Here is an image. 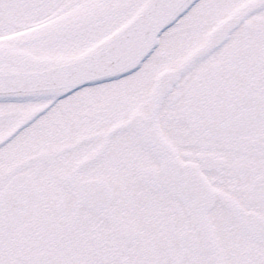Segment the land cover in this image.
<instances>
[{
    "label": "snow or ice",
    "instance_id": "snow-or-ice-1",
    "mask_svg": "<svg viewBox=\"0 0 264 264\" xmlns=\"http://www.w3.org/2000/svg\"><path fill=\"white\" fill-rule=\"evenodd\" d=\"M0 264H264V0H0Z\"/></svg>",
    "mask_w": 264,
    "mask_h": 264
}]
</instances>
